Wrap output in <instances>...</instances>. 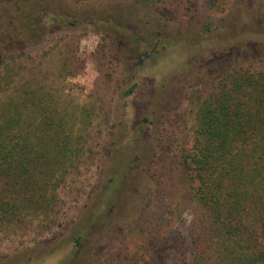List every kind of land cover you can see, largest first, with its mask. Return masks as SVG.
Listing matches in <instances>:
<instances>
[{"label": "rangeland", "instance_id": "rangeland-1", "mask_svg": "<svg viewBox=\"0 0 264 264\" xmlns=\"http://www.w3.org/2000/svg\"><path fill=\"white\" fill-rule=\"evenodd\" d=\"M242 72L264 73V0H0V104L29 87L82 133L51 213L0 226V264H212L187 155Z\"/></svg>", "mask_w": 264, "mask_h": 264}, {"label": "trees", "instance_id": "trees-1", "mask_svg": "<svg viewBox=\"0 0 264 264\" xmlns=\"http://www.w3.org/2000/svg\"><path fill=\"white\" fill-rule=\"evenodd\" d=\"M229 78L199 104L186 167L209 222L212 264H264V73ZM21 90L0 104V226L48 216L82 150L81 131L50 98Z\"/></svg>", "mask_w": 264, "mask_h": 264}]
</instances>
